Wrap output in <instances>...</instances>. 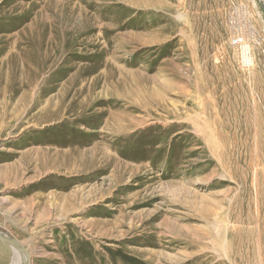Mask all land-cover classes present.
Masks as SVG:
<instances>
[{"label":"rangeland","instance_id":"obj_1","mask_svg":"<svg viewBox=\"0 0 264 264\" xmlns=\"http://www.w3.org/2000/svg\"><path fill=\"white\" fill-rule=\"evenodd\" d=\"M0 233L31 264H264V0H0Z\"/></svg>","mask_w":264,"mask_h":264},{"label":"water","instance_id":"obj_2","mask_svg":"<svg viewBox=\"0 0 264 264\" xmlns=\"http://www.w3.org/2000/svg\"><path fill=\"white\" fill-rule=\"evenodd\" d=\"M0 241L10 245L11 247H13L15 249H17L19 251V253L22 254V257H23L22 264H31L28 252L25 250L24 247H22L19 244V242L16 239L0 234Z\"/></svg>","mask_w":264,"mask_h":264},{"label":"bare ground","instance_id":"obj_3","mask_svg":"<svg viewBox=\"0 0 264 264\" xmlns=\"http://www.w3.org/2000/svg\"><path fill=\"white\" fill-rule=\"evenodd\" d=\"M12 46L10 45V48H11ZM6 50H8V49H6ZM1 235H4V236H8V237H10L9 235H7V234H4V233H0ZM12 238V237H11ZM19 242V241H18ZM19 244L22 246V247H24V245L21 243V242H19ZM10 246V245H9ZM11 247V246H10ZM11 248H13V247H11ZM25 248V247H24ZM13 250H14V260H13V264H22V260H23V257H22V254L21 253H19V251L17 250V249H15V248H13ZM26 250V249H25ZM0 251H2V249H1V247H0ZM29 255V254H28ZM27 257V256H26ZM29 257H30V255H29ZM30 261H31V258H30Z\"/></svg>","mask_w":264,"mask_h":264},{"label":"built area","instance_id":"obj_4","mask_svg":"<svg viewBox=\"0 0 264 264\" xmlns=\"http://www.w3.org/2000/svg\"><path fill=\"white\" fill-rule=\"evenodd\" d=\"M236 45L238 46V48L239 49H241V50H246L247 48H248V45H246V43H245V41L242 39V38H238L237 40H236ZM247 51H245V53H246ZM245 64L246 65H250L251 63L249 62H246V60H245Z\"/></svg>","mask_w":264,"mask_h":264}]
</instances>
